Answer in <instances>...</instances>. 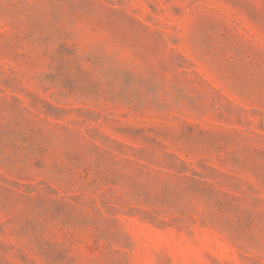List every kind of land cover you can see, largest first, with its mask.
<instances>
[{
  "label": "rangeland",
  "instance_id": "obj_1",
  "mask_svg": "<svg viewBox=\"0 0 264 264\" xmlns=\"http://www.w3.org/2000/svg\"><path fill=\"white\" fill-rule=\"evenodd\" d=\"M0 264H264V0H0Z\"/></svg>",
  "mask_w": 264,
  "mask_h": 264
}]
</instances>
